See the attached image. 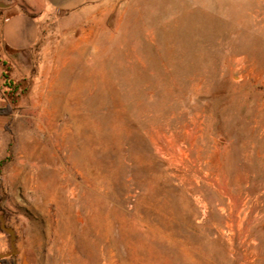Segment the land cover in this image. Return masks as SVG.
<instances>
[{"label":"rangeland","instance_id":"1","mask_svg":"<svg viewBox=\"0 0 264 264\" xmlns=\"http://www.w3.org/2000/svg\"><path fill=\"white\" fill-rule=\"evenodd\" d=\"M75 23L0 115V261L264 264V0Z\"/></svg>","mask_w":264,"mask_h":264},{"label":"crops","instance_id":"2","mask_svg":"<svg viewBox=\"0 0 264 264\" xmlns=\"http://www.w3.org/2000/svg\"><path fill=\"white\" fill-rule=\"evenodd\" d=\"M119 1L0 0V88L4 66L8 65V77L14 82L29 77V57L47 26L58 29L60 22L68 21L76 22L78 29L87 22L97 25L107 19Z\"/></svg>","mask_w":264,"mask_h":264},{"label":"trees","instance_id":"3","mask_svg":"<svg viewBox=\"0 0 264 264\" xmlns=\"http://www.w3.org/2000/svg\"><path fill=\"white\" fill-rule=\"evenodd\" d=\"M8 69H4L2 72V87L0 90L3 92V96L8 99L9 102L4 106L0 108V115L7 116L12 112V104L14 102L13 97L15 96L14 93L17 92L18 89L23 85L22 81H16L14 82L8 77ZM21 91H24L25 89H20ZM0 264H13L12 261H8L7 259H2L0 261Z\"/></svg>","mask_w":264,"mask_h":264},{"label":"water","instance_id":"4","mask_svg":"<svg viewBox=\"0 0 264 264\" xmlns=\"http://www.w3.org/2000/svg\"><path fill=\"white\" fill-rule=\"evenodd\" d=\"M0 227L2 229H4L10 235V246H11L12 253H13L14 252V248H13V246H14V235H13V232H12L11 229L4 227L2 221H1V226ZM20 264H30V263L28 262V260L26 258H22Z\"/></svg>","mask_w":264,"mask_h":264},{"label":"built area","instance_id":"5","mask_svg":"<svg viewBox=\"0 0 264 264\" xmlns=\"http://www.w3.org/2000/svg\"><path fill=\"white\" fill-rule=\"evenodd\" d=\"M3 98L0 97V101L2 100ZM1 108V107H0Z\"/></svg>","mask_w":264,"mask_h":264},{"label":"bare ground","instance_id":"6","mask_svg":"<svg viewBox=\"0 0 264 264\" xmlns=\"http://www.w3.org/2000/svg\"><path fill=\"white\" fill-rule=\"evenodd\" d=\"M87 38V37H86ZM59 170V169H58Z\"/></svg>","mask_w":264,"mask_h":264}]
</instances>
